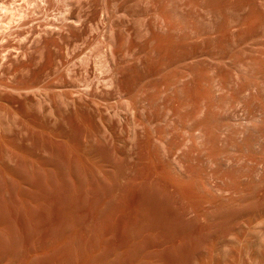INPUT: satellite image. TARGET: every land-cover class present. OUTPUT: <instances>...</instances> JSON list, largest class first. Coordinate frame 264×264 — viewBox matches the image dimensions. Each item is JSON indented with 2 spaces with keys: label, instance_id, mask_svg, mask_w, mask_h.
Segmentation results:
<instances>
[{
  "label": "rangeland",
  "instance_id": "374dc122",
  "mask_svg": "<svg viewBox=\"0 0 264 264\" xmlns=\"http://www.w3.org/2000/svg\"><path fill=\"white\" fill-rule=\"evenodd\" d=\"M60 4L48 19L61 18ZM167 4H121L126 15L117 24L138 51L117 59L110 83L105 44L94 46L88 28L97 3L85 9L80 32L41 31L35 45L19 36L29 37V27L15 25L0 42L9 47L0 51V264H264V186L204 204L167 170L176 160L196 172L187 155H167L161 145L167 133L174 147L180 131L159 106L132 110L165 84L164 7H213L214 0ZM206 46L191 37L182 55L191 59Z\"/></svg>",
  "mask_w": 264,
  "mask_h": 264
},
{
  "label": "bare ground",
  "instance_id": "6f19581e",
  "mask_svg": "<svg viewBox=\"0 0 264 264\" xmlns=\"http://www.w3.org/2000/svg\"><path fill=\"white\" fill-rule=\"evenodd\" d=\"M131 1L61 0L65 13L54 20L47 12L58 0H0V42L15 25L29 27V37L19 36L22 43L35 45L41 31L80 32L87 22L85 9L97 3L101 7L97 21L88 28L96 33L94 46L105 44L110 83L119 70L117 59L137 55L127 28L116 21L126 15L118 10L121 4ZM170 1L163 0L164 6ZM173 1L179 5L181 0ZM223 2L214 0L213 7H164L160 25L167 34L165 84L156 95L132 105L133 111L139 105L159 106L169 125L180 131L174 147L166 144L167 133L161 145H168L167 155L174 151L187 155V165L196 172L187 173L176 160L167 170L177 185L195 189L208 205L264 186V0L247 7H224ZM29 13L42 18L31 20ZM191 37L207 46L189 59L182 48ZM0 51L7 53L9 47L1 45Z\"/></svg>",
  "mask_w": 264,
  "mask_h": 264
}]
</instances>
